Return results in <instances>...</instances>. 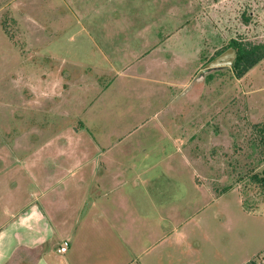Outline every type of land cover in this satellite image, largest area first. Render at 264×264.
Instances as JSON below:
<instances>
[{
	"label": "rangeland",
	"instance_id": "rangeland-1",
	"mask_svg": "<svg viewBox=\"0 0 264 264\" xmlns=\"http://www.w3.org/2000/svg\"><path fill=\"white\" fill-rule=\"evenodd\" d=\"M234 40L264 43V0H0V154L23 165L22 148L54 140L57 131L66 132L54 141L65 142L87 120L93 135L124 131L115 143L151 150L160 186L168 167L161 147L171 148V132L181 153L173 157L176 168L184 169L187 186L201 185L199 201L188 187L189 264H264V191L251 179L264 169L253 128L264 121V59L240 78L232 66L197 77ZM152 50V71L173 82L176 99L168 95L134 115L142 101L128 98L138 97L145 82L113 79V71ZM81 61L87 70L101 62L107 74L89 72V85L80 87L72 77L76 69L81 75ZM100 87L103 115L93 111L102 107ZM119 105L124 117L115 113ZM10 144L15 149L6 151ZM51 242L40 264L57 262Z\"/></svg>",
	"mask_w": 264,
	"mask_h": 264
},
{
	"label": "crops",
	"instance_id": "crops-1",
	"mask_svg": "<svg viewBox=\"0 0 264 264\" xmlns=\"http://www.w3.org/2000/svg\"><path fill=\"white\" fill-rule=\"evenodd\" d=\"M90 37L93 39V35ZM105 49L101 45L100 54L110 62ZM153 51L113 71V79L129 75L145 82L138 97L128 98L142 101L134 115L168 95L171 103L176 99L173 82L164 78L159 81L152 71L153 62L158 60ZM62 62L67 64L63 57ZM81 62V75L76 69L72 77L80 87L83 81L89 85V72L97 74L98 79L107 74L101 62L91 63L88 70ZM112 64L117 67L116 62ZM160 64L162 69V60ZM133 67L137 68L134 75ZM100 88L98 97L105 90ZM101 97L102 107L93 111L103 115L105 96ZM111 99L118 104L117 99ZM121 109L119 105L115 113L124 117ZM84 121L85 126L65 142L62 138L60 143L54 141L66 132L57 131L54 140L22 148L23 165L11 161L12 155L0 154V264L46 263L44 248L49 240H55L51 243L57 246L56 264H189L184 256L190 227L188 187L198 192L199 201L201 185L192 180L196 189L187 186L184 169L176 168L179 163L173 157L181 153L173 143L172 133L165 132L171 148L168 144L161 147L168 167L160 173L167 175V181L159 186L161 165L159 160H152L157 157L151 150L137 144L115 143L124 131H99L93 135L90 131L97 129ZM5 147L6 151L15 149L12 144ZM181 159L188 170V161H183V155ZM172 171L174 177L169 176ZM65 240L70 245L61 252Z\"/></svg>",
	"mask_w": 264,
	"mask_h": 264
},
{
	"label": "trees",
	"instance_id": "trees-1",
	"mask_svg": "<svg viewBox=\"0 0 264 264\" xmlns=\"http://www.w3.org/2000/svg\"><path fill=\"white\" fill-rule=\"evenodd\" d=\"M231 47H233L237 52L232 65V69L239 78L243 77L262 59H264V43L234 40L231 43ZM208 78H211V75H208ZM253 128L255 133L256 144H258V147L260 148V153L264 157V121L255 124ZM251 179L253 183H255L264 191V169L262 170V172L254 173L251 176ZM226 191L227 189H224L222 193ZM245 264L258 263L251 259Z\"/></svg>",
	"mask_w": 264,
	"mask_h": 264
},
{
	"label": "water",
	"instance_id": "water-1",
	"mask_svg": "<svg viewBox=\"0 0 264 264\" xmlns=\"http://www.w3.org/2000/svg\"><path fill=\"white\" fill-rule=\"evenodd\" d=\"M236 50L233 47L228 48L224 52H222L220 55L212 59L210 62L206 64L204 69H202L197 77L204 76L209 70H212L214 68L223 67V66H232L234 59L236 57Z\"/></svg>",
	"mask_w": 264,
	"mask_h": 264
},
{
	"label": "built area",
	"instance_id": "built-area-1",
	"mask_svg": "<svg viewBox=\"0 0 264 264\" xmlns=\"http://www.w3.org/2000/svg\"><path fill=\"white\" fill-rule=\"evenodd\" d=\"M69 245H70L69 241H68V240H65V241L63 242V245L60 247L59 250H60L61 252H65V251H67Z\"/></svg>",
	"mask_w": 264,
	"mask_h": 264
}]
</instances>
